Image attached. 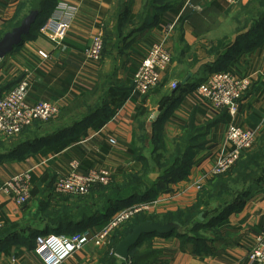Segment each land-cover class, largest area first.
Masks as SVG:
<instances>
[{
	"label": "crops",
	"instance_id": "obj_1",
	"mask_svg": "<svg viewBox=\"0 0 264 264\" xmlns=\"http://www.w3.org/2000/svg\"><path fill=\"white\" fill-rule=\"evenodd\" d=\"M32 1L0 0V38L34 9ZM57 1L77 11L60 47L39 31ZM170 23L175 28L164 46L171 63L147 96L132 94L135 70ZM99 29L104 35L101 61L87 63L83 51ZM220 70L251 80L234 116L226 109H213L195 93L210 73ZM21 81L28 83L27 105L54 103L65 115L63 123L78 126L57 151H51L52 142L18 154L0 146V187L26 171H31L32 180L31 197L24 205L0 192V264H42L34 252V237L45 230L51 207L77 200L47 197L56 177L67 174L72 163L79 173L106 169L114 183H121L127 175L143 174L141 149L156 144L155 134L162 137L165 156L173 159L188 151L189 164L185 179L167 182L169 189L158 191V208L147 215L194 205L184 199L172 201L170 192L193 191V183L229 149L230 124L259 131L264 125V0H241L234 7L222 0H46L23 44L0 59V98ZM111 91L118 95L113 103ZM107 107L112 108L110 114ZM159 152V147L149 152L159 160L148 174L153 183L161 175L160 156H155ZM263 220L264 178L237 207L206 228L212 235L206 245L188 251L176 238L154 236L135 249L150 255L141 264H259L248 254ZM101 228L88 230L92 236ZM107 251V245L93 238L62 264H103ZM122 261L116 257L115 263Z\"/></svg>",
	"mask_w": 264,
	"mask_h": 264
},
{
	"label": "built area",
	"instance_id": "obj_2",
	"mask_svg": "<svg viewBox=\"0 0 264 264\" xmlns=\"http://www.w3.org/2000/svg\"><path fill=\"white\" fill-rule=\"evenodd\" d=\"M222 1L227 6L234 7L241 0ZM76 12L75 7L57 1L39 31L52 40L57 47H60ZM174 28L175 23L165 26L161 39L151 47L148 55L135 70L132 80V94L145 97L158 86L161 73L166 70L172 60L164 45ZM103 37L101 29L92 36L89 46L83 51L85 62L98 64L101 61ZM41 57L46 59L48 56L41 54ZM250 84L251 80L247 77L238 78L228 71L220 70L210 73L196 87L195 93L213 109H226L231 116H234L238 111L240 99L247 92ZM171 88L174 90L177 85L172 84ZM27 91L28 83L21 81L0 98L1 138L17 136L34 123H46L59 114V107L54 103L42 101L34 106L27 105L25 103ZM258 134L259 130H244L233 123L230 124L226 131L229 149L223 150L218 155L212 166L193 183L192 189L198 191L212 178L229 172L240 159L242 152L254 146ZM110 179L111 174L107 170H90L86 173H79L76 163H72L67 174L56 177L52 185V192L57 197H80L88 194L93 185H107ZM0 192L16 205L26 204L31 197V171L9 177L0 187ZM158 204L159 200L155 199L119 209L97 233L92 235L93 237L88 229L66 235L38 234L34 238V252L42 264H62L76 252L82 250L91 239L94 238L97 243H104L115 225L123 223L132 214H137L142 209ZM248 258L251 262L264 264V220L260 232L255 237Z\"/></svg>",
	"mask_w": 264,
	"mask_h": 264
},
{
	"label": "trees",
	"instance_id": "obj_3",
	"mask_svg": "<svg viewBox=\"0 0 264 264\" xmlns=\"http://www.w3.org/2000/svg\"><path fill=\"white\" fill-rule=\"evenodd\" d=\"M45 1L46 0H33L32 8L37 9L40 14V10L44 6ZM110 94L113 103L118 95L114 91H111ZM38 124H44V123H38ZM73 125L74 127L78 126L76 124ZM72 129L73 128L67 129V126L64 125V123H62L61 128L54 135L48 137L43 136L34 143L33 142L24 143L21 147H15L14 149H11L10 153L13 154L23 153L26 150H29L33 147L34 148L41 147L44 146L45 144L51 143L50 141L52 138L60 137V143H56V144L54 143L52 145L54 147L51 149V151H57L58 149H61L62 146H65L67 144L63 142L64 141L63 139L65 136L73 132V130H75L76 128L73 130ZM254 145H255L254 151L251 155H249L247 162V165L252 166V170L250 169L251 171H249L248 174L242 173L244 185L239 190L230 193L229 195V198L231 199L230 201L224 203L221 207L212 210V214L207 218V221L204 225L199 226L198 228L199 230L210 227L213 223H215L218 220V218L224 216L226 213H228V211L232 210L234 207H237L241 203V201H243L245 197L248 195L250 189L249 190L247 189L251 185L253 186V184L261 181L264 178V126L259 131V134L257 136ZM187 153L189 154L188 151ZM187 153L184 152L182 154H179L178 156H174V159L172 161L170 162L168 161V163L166 162L164 165H161L160 166L161 175L154 183L150 182L149 180L145 182V180H142L141 177H139L137 174H130L129 177H134L132 181L130 180L127 182L128 179L127 178L125 180L123 179L121 183L113 182L112 190L107 191L104 194H96V191L94 192L91 191V194L89 193L90 195H87L89 196V198H85L86 196L79 198L76 197L77 200H72L74 201L72 202L73 204L71 203L70 205L67 206L66 205L55 206V208L51 207L52 210H50L51 212H49V214L51 215L50 216L48 215V222H46V224L44 225L45 230L40 234L54 233V234L66 235V234L87 230L91 226H103L108 221V219L122 207L128 205L130 206L135 203H139L141 201L156 199L158 191L164 188L163 185L164 183L166 182L175 183L177 181L186 178L185 174L188 172L187 166L189 164V160H188L189 155ZM158 162L159 160L155 161L156 164ZM172 164L173 167H171ZM233 167L230 169V171L233 169ZM153 169H155V166L152 167V170ZM230 171L227 173H230ZM212 180L213 179H211L208 182H211ZM51 195L54 197L53 192H51V194H47V197L49 196L51 197ZM57 198L58 199L62 198L60 200L64 202H67L69 200V197H57ZM101 200H103L102 203H100ZM194 209H195V204L188 206L184 210H177L172 213H165L161 215L162 218H156V219L155 218L146 219L143 218L141 215H137L136 217H134L133 223H130L124 228H120L119 230L114 231L112 236L108 237V239L104 242V244L107 245L108 251H107V256L103 260V264H117L115 263L116 257L114 255V248L116 244L122 239V237L129 234L132 228L135 227L137 224L141 222L166 223L168 221L167 219H171V217L174 218L177 217L174 221L180 223L182 222L180 220L181 213H183L185 210L190 213L192 212L191 210ZM206 215L209 214L205 213V216ZM151 216L160 217L159 215L156 214ZM198 229L191 230L189 233L198 234L199 231ZM177 232L178 231H175L173 234H170L168 236L177 235L178 234ZM177 239L179 240V244L182 249L184 250H188V248L191 249L188 251H193L195 249H198L200 246L204 245L203 242L205 240L201 238L194 239V237H188L187 235L178 236ZM183 239H186L187 246H185L186 244L185 242L184 243L180 242V240ZM189 243H191L192 246L189 247L188 246ZM148 256L150 255L149 254L147 256L141 255L134 247L130 252L128 260L122 261L120 264H126L131 260L133 261L132 264H141L142 262L146 261V259H148Z\"/></svg>",
	"mask_w": 264,
	"mask_h": 264
},
{
	"label": "rangeland",
	"instance_id": "obj_4",
	"mask_svg": "<svg viewBox=\"0 0 264 264\" xmlns=\"http://www.w3.org/2000/svg\"><path fill=\"white\" fill-rule=\"evenodd\" d=\"M103 45H104V41H103ZM111 107L110 108L107 107V110H106L107 114L111 113L110 110H108V108H109L112 111ZM64 116L65 115L60 114V112H59V114L55 118H53L52 120H50L44 124H38L41 122H36L33 126L22 131L17 136L5 138V139H0V146H2L1 149L6 150L8 152L11 149H14L15 147H21L24 143H31V142L34 143L43 136L48 137V136L54 135L61 128L62 123L65 119ZM74 121H71V122H74ZM64 125L67 126V129L77 128V126L74 127V125L71 123H69V124L64 123ZM50 142L59 143L60 137L52 138ZM155 143L156 144H154V145L151 144L149 149H147V147H144L143 149H141V153L143 155L142 156L143 159L141 162L143 163L144 169H143V174H140L138 176L141 177L142 180H145V182H147L149 180L148 174H149L150 170L152 169V167L156 166V163H155L156 160H153L152 156L149 153L150 151H152L153 147H159L160 148L159 154H155V156L156 155L160 156L161 165H164L166 162L168 163V161L170 162L174 159V157L172 159L173 155L165 156V154L167 152L163 149L164 145H163L162 137L160 134H155ZM144 145H146V144H144ZM254 148H255V145L252 146L250 149L245 150L242 153L241 158L235 164V166L230 171V173H226L224 175L212 178L213 180L211 182H207L202 187V189H200L198 191H194V188H193V191L187 192V191H184L185 188L184 189L183 188H181V189L177 188L174 192H170V193H172L171 194L172 197H170V199L172 201L178 202L181 199H184L186 201H190L191 203L195 204V209L191 210L192 212L189 213L185 210L183 213H181L180 220L182 222H180V223L175 222L174 220L177 217H175V218L171 217V219H167L168 221L166 223H173V224H176L178 226V230H177L178 234L172 235L170 237L177 239L178 236L187 235L188 237H194V239H197V238L205 239L203 242L204 245H206L208 243V241L211 239L210 237H212V235L207 233L205 231L206 229L203 228V229L199 230L198 228H199V226L204 225L206 223L207 218L212 214V210L221 207L224 203L231 200L229 198V195L231 192H234V191L242 188V186L244 185L242 173L248 174L249 171L252 170V166L247 165V162H248L249 155H251L253 153ZM170 154H172V153H170ZM103 170L106 171V169H98L96 171H103ZM125 179H127V182H128L130 180L132 181L134 179V177H129V175H127L124 178V180ZM175 183L177 184L178 181ZM49 186H50V183H49ZM112 186H113V178L111 176L110 182L107 185H98V184L93 185L90 188L88 194H86L84 196H80V197L86 196L85 198H89V196H87V195H90L91 191H93V192L96 191V194H104L105 192L112 190V188H113ZM168 186H169V184L167 182L164 183L165 189H169ZM250 187L247 190L251 189ZM51 190H50V188H48L47 192L49 193V191H51ZM77 198H79V197H77ZM153 200H155V199H153ZM102 202H103V200L100 201V203H102ZM135 205H139V204L135 203ZM157 208H158L157 205H151L147 209H142L137 214H132L128 220H126L123 223H120L118 225H115L114 229H112L109 232L107 238L110 237L113 234V232L116 231L117 229H119L121 227L124 228L128 224L133 223V219L136 215H141L143 218H146V219L147 218H149V219L162 218V216H160V217L151 216L153 213H151L150 215H147L148 211H153V210H156ZM205 213H208L209 215L205 216ZM200 214L202 215L203 220L198 219V216ZM48 215L50 216L51 214H48ZM194 229L199 230L198 234L189 233L191 230H194ZM180 242L181 243L185 242L186 243L185 246H187L186 239L180 240ZM188 246L190 247V246H192V244L189 243ZM188 250H191V249L188 248ZM132 263H133V261L131 260V261L127 262L126 264H132Z\"/></svg>",
	"mask_w": 264,
	"mask_h": 264
},
{
	"label": "water",
	"instance_id": "obj_5",
	"mask_svg": "<svg viewBox=\"0 0 264 264\" xmlns=\"http://www.w3.org/2000/svg\"><path fill=\"white\" fill-rule=\"evenodd\" d=\"M39 12L31 10L19 23L10 31L6 32L0 38V59L10 55L17 47H20L24 40L29 36L33 26L36 23ZM155 118V117H153ZM199 220L202 215L198 216ZM178 230V226L173 223L160 222H141L132 228L129 234L122 237L114 248V255L119 259L126 261L129 258L131 250L136 247L144 238L165 237Z\"/></svg>",
	"mask_w": 264,
	"mask_h": 264
}]
</instances>
